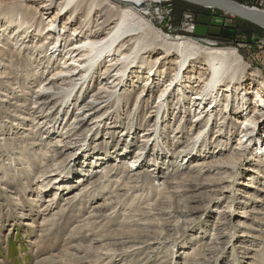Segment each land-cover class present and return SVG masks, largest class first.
Returning a JSON list of instances; mask_svg holds the SVG:
<instances>
[{
    "label": "rangeland",
    "instance_id": "obj_1",
    "mask_svg": "<svg viewBox=\"0 0 264 264\" xmlns=\"http://www.w3.org/2000/svg\"><path fill=\"white\" fill-rule=\"evenodd\" d=\"M231 1L264 7V0ZM48 13L35 1L0 0V264H264V148H258L257 139H264V118L245 156H235L240 122L254 108L240 114V103L248 105L257 90L264 92V28L229 11L185 0L154 4L146 14L156 30L169 36L235 48L248 72L261 74L250 81L255 88L248 91L249 100L226 101L222 95L213 113H201L200 120L205 119L196 128L200 110L191 100L207 67L191 63L182 81L191 80L195 88L183 83L169 91L161 101L170 112L163 107V119L157 118V97L173 76L177 57L161 63L163 46L144 68L138 64L127 72L124 80L130 81L122 87L100 78L108 58L73 97L64 91L40 106L35 97L40 81L52 77L66 60V53L50 55L49 43L70 40L57 36L67 16L57 19L55 33L47 34L57 11ZM243 21L260 30L254 28L251 44L241 36L225 43L214 38L221 27L248 26ZM78 25L66 29L71 33ZM155 36L153 31L149 40ZM149 40L145 38L149 47L160 43ZM165 65L168 71L160 74ZM156 69L154 82L142 92ZM88 101L94 108L86 123H78ZM227 102L232 113L229 108L225 113ZM151 127L152 139L144 143L142 159L133 163L144 146L143 132ZM204 127L201 139L208 149L206 145L182 162L179 151ZM176 162L187 168L179 169ZM198 162L215 166L204 165L197 172Z\"/></svg>",
    "mask_w": 264,
    "mask_h": 264
},
{
    "label": "bare ground",
    "instance_id": "obj_2",
    "mask_svg": "<svg viewBox=\"0 0 264 264\" xmlns=\"http://www.w3.org/2000/svg\"><path fill=\"white\" fill-rule=\"evenodd\" d=\"M31 1L41 3L44 12L46 13H48L52 8L57 11V13L54 15V18L50 20V25L48 24V35L53 34V32H56V30L54 29V25L57 19H61L62 17L65 18V16H67V20L64 21V26L60 29L57 36H68L70 39L67 40L66 43H64V38L61 42L58 38L57 40L55 39V42L49 43V46L51 45V48H49V50H52L50 55L55 56L57 54L56 56L59 57L63 56L64 53H66L64 55V59L66 60L64 66L61 69L58 68L56 72H54L52 77H46L45 79L40 81L35 96L36 102L39 104L41 103L40 106H47L49 103L53 102L52 100H56V98L61 95L64 91L68 93V97H73V93L76 88L78 86L83 87L82 85L86 84L87 78L91 77L90 75L92 74L90 73H94L95 68L98 67L104 59H107L108 61V58L109 61L107 62V67L100 75V78L104 80V82L106 81V84L114 82V84L116 83L117 87L124 86V83L130 81L126 79L124 80V76L127 74V72L130 73L133 68H136V66H138V64H140L139 67L142 68H144V64L146 62L149 64L151 61H149L150 59L148 60V58H150L151 55L155 53V51H158L159 46H163L162 48H164V51L160 57L162 59L161 63L166 64V61L168 60V58H170V56L176 55L177 57L175 63L176 68H173V76L168 81L164 89L161 90L160 95L157 97V100H159V104L155 106L156 108H159L157 118L163 119L161 115H163L165 112L160 115V110H162L163 107H165V109L168 108L167 112H170V107L168 106V104H166V102L161 101L162 98L165 97L169 91L174 92L176 89H178V85H181L182 87L183 83H185V85L191 84V86L189 87L195 88L196 83L194 84L191 80L182 81L185 73L188 72V69L190 68L192 62H199L207 67L206 74H200L199 78L196 77L198 79V85H200V88L195 93L192 91L194 99L193 101L191 100V102L193 103V106L197 104V107L200 110V114H198L197 116L198 120L196 119V128H198L205 119L203 118V120H200L201 113L204 114L205 117L213 113L214 110L218 108V102L221 101L222 95L225 94L227 98L226 101H228V99H232L234 101V97L239 101L245 99L249 100L250 97H248V95L250 94V92L248 91L255 88V86H250V81H257L256 77H261V74H259L260 72L258 71H253L254 73L248 72V67L244 64V62L242 61V57L239 55L235 48L209 47L208 45H204L198 40L190 37H173L171 35L169 36L165 34L164 32L156 30V26H154V24L150 20H148L146 14L148 12L151 13L154 4H162L167 0ZM223 1L225 4L232 6V11H229L228 9L223 10L229 11L241 17L243 16L236 13L237 8H239L243 13L264 15V7H251L231 0ZM201 5L215 7L212 4ZM78 21L79 25L70 33V29H66V26L72 27ZM255 23L259 24L264 28V22L262 20H258ZM21 24L22 22L20 23V25ZM24 24H26V22H23L22 26ZM153 31H155L156 36L153 40L150 39L151 43H156L160 41V45L155 44L154 47H149V45L145 43V38L149 40V35L150 33L152 34ZM42 45H44V47L41 48V51H44L46 49V45L44 43H42ZM160 58L158 57L155 59V62L153 63L152 67H150V72L155 69ZM137 60L139 61L136 62ZM187 63H189V65L186 66ZM159 68H161V66H159ZM203 69L205 68L203 67ZM165 71H168L166 65L163 66V70L159 71V73L162 74ZM157 72L158 70L156 69V71L149 76V78L146 80V84L143 85L142 92L146 90L145 86L150 83L151 79H153L154 82ZM38 75L42 76V73H38ZM128 77L129 76H127V78ZM261 83L264 84V79ZM185 89L186 88H181V92L185 91ZM261 92L260 90L256 91L253 100L251 99L250 104L247 105V102L240 103L239 111H237L240 114H244L250 106H253L254 108L252 112L246 113V117L244 116L245 118L241 122L239 121L243 125V127H240L242 134V137L239 139L238 142L240 146L238 148H235L236 157L239 156V158H242L243 156H245V152L247 150V143H253V141L258 136L255 133L256 126H258V124L264 118V92L263 94ZM207 101H209L210 103L208 104ZM84 106V108L88 111L82 112L84 113V115H77V117L79 116L78 123H86V115L89 111H91L92 108H94V102L91 103L88 101L87 104ZM230 106L231 105L227 102L226 107L224 109L226 114L228 112V108L230 113H232V107ZM209 107H211V110L208 109ZM92 112L94 114L98 113L97 111ZM207 121L208 120H206V122ZM228 122L231 123L232 120H229ZM252 124H254V129L250 127V125ZM155 125L156 123L154 124V127ZM206 126L207 123L205 127ZM205 127L202 129V131L196 133V135H193L192 140L190 142H187L186 145H184V147H182V149L179 151L180 154L178 155V157L182 155V162L188 157L190 158V156L194 157L192 156L194 153H198L202 147H205L207 145L205 144L204 139H201L202 132L204 131ZM150 132H153L152 127L149 128V130L143 132V144L145 142H149V140L152 139L153 133L150 134ZM200 139L201 141L199 142ZM257 139L260 141V145L258 148H264V139H262L261 137ZM52 145H57V148H59L60 146L56 143ZM219 145H222V142L219 143ZM62 146L65 145H61V148ZM142 147L143 148L140 147V149L137 150L136 155L131 159L133 163L139 162L140 159H142L147 145L144 144V146ZM206 148L208 149V145L206 146ZM64 149L67 150V148ZM61 151L63 153V150ZM85 151L86 150H83L82 152L84 153ZM119 153L120 151H118V156ZM124 156L125 154H123V157ZM262 158H264V153L262 154ZM88 161L89 164H92L91 159H89ZM186 162L188 163L189 161ZM203 163L204 162H198L199 165H202L201 167H196V169L194 170H197V172H201L203 171V168H205L207 165L215 166V163H210L207 165ZM176 164L179 169L180 167H182V169L187 168L177 162ZM259 170H261L260 174H262L263 169H258L257 172H259ZM132 172L138 175L137 173H135V171ZM56 181L57 183H61V181L59 182L57 179ZM78 193L79 192H77V194Z\"/></svg>",
    "mask_w": 264,
    "mask_h": 264
},
{
    "label": "trees",
    "instance_id": "obj_3",
    "mask_svg": "<svg viewBox=\"0 0 264 264\" xmlns=\"http://www.w3.org/2000/svg\"><path fill=\"white\" fill-rule=\"evenodd\" d=\"M244 23L247 24L248 26L245 25L244 27H241L240 30L238 29L239 28L238 26L236 28H234L232 26H228L225 29H222L224 27H221L220 28L221 31H219L218 35L214 38L225 43L226 41L229 42L230 39L238 38V36H241V37H244V38H242L243 42L251 44L253 42L252 41V35L254 33V28H256L257 31H259V32H260V30L258 29V27H253L249 23H246V22H244ZM262 36H264V35H262ZM237 41H241V39H238Z\"/></svg>",
    "mask_w": 264,
    "mask_h": 264
},
{
    "label": "water",
    "instance_id": "obj_4",
    "mask_svg": "<svg viewBox=\"0 0 264 264\" xmlns=\"http://www.w3.org/2000/svg\"><path fill=\"white\" fill-rule=\"evenodd\" d=\"M190 2H195V3H201V4H212L215 7L221 8V9H228L229 11H232V6L227 5L224 3L223 0H199V1H194V0H187ZM237 14L242 15L243 17L247 18L250 21L257 22L258 20H262L264 22V15H259V14H249V13H243L239 8H237Z\"/></svg>",
    "mask_w": 264,
    "mask_h": 264
}]
</instances>
